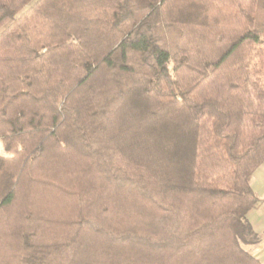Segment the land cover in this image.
<instances>
[{"label": "trees", "instance_id": "16d2710c", "mask_svg": "<svg viewBox=\"0 0 264 264\" xmlns=\"http://www.w3.org/2000/svg\"><path fill=\"white\" fill-rule=\"evenodd\" d=\"M0 264H263L264 0H0Z\"/></svg>", "mask_w": 264, "mask_h": 264}, {"label": "crops", "instance_id": "0c3cea01", "mask_svg": "<svg viewBox=\"0 0 264 264\" xmlns=\"http://www.w3.org/2000/svg\"><path fill=\"white\" fill-rule=\"evenodd\" d=\"M251 187L261 199L247 215L253 230L258 235V242L247 245L246 249L264 264V162L254 170Z\"/></svg>", "mask_w": 264, "mask_h": 264}, {"label": "rangeland", "instance_id": "374dc122", "mask_svg": "<svg viewBox=\"0 0 264 264\" xmlns=\"http://www.w3.org/2000/svg\"><path fill=\"white\" fill-rule=\"evenodd\" d=\"M0 152H1V149H0ZM259 201H261V199L259 198ZM247 246H245V248H246Z\"/></svg>", "mask_w": 264, "mask_h": 264}]
</instances>
